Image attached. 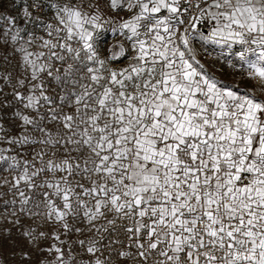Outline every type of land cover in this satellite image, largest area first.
I'll return each mask as SVG.
<instances>
[{
  "label": "snow or ice",
  "instance_id": "obj_1",
  "mask_svg": "<svg viewBox=\"0 0 264 264\" xmlns=\"http://www.w3.org/2000/svg\"><path fill=\"white\" fill-rule=\"evenodd\" d=\"M11 3L0 242L12 255L264 264V0Z\"/></svg>",
  "mask_w": 264,
  "mask_h": 264
},
{
  "label": "rangeland",
  "instance_id": "obj_2",
  "mask_svg": "<svg viewBox=\"0 0 264 264\" xmlns=\"http://www.w3.org/2000/svg\"><path fill=\"white\" fill-rule=\"evenodd\" d=\"M0 10H3L5 12H13V5L11 3V0H0ZM13 14H15L13 12ZM114 42V41H110ZM5 91H8V89L6 88ZM27 223H31L30 221H28ZM36 225L33 224V227H35ZM38 231H51V229L47 226H43L37 229ZM13 232L15 233V229H13ZM73 239H75V237H72ZM13 239L15 240L16 244L19 247H23L26 250L29 248V245L27 244L26 241L20 239L18 236H16L14 234ZM2 243V248H0V264H21V261L17 256H13L12 252L13 249L12 247H10L11 242L10 241H2L0 242ZM50 243H52V241H43L42 242V247H47L50 245ZM18 252V249H17ZM51 259L50 256H48L47 253H40V252H33L32 253V261L31 264H39V262L43 259ZM23 264H29V262H23Z\"/></svg>",
  "mask_w": 264,
  "mask_h": 264
},
{
  "label": "built area",
  "instance_id": "obj_3",
  "mask_svg": "<svg viewBox=\"0 0 264 264\" xmlns=\"http://www.w3.org/2000/svg\"><path fill=\"white\" fill-rule=\"evenodd\" d=\"M232 59H235V57H232ZM223 62V61H222Z\"/></svg>",
  "mask_w": 264,
  "mask_h": 264
}]
</instances>
